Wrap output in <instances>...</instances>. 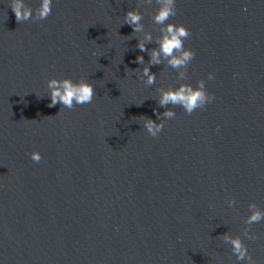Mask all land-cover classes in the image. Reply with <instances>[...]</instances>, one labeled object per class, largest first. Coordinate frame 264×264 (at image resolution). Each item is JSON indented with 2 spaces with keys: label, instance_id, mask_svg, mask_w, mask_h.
Masks as SVG:
<instances>
[{
  "label": "water",
  "instance_id": "95a60500",
  "mask_svg": "<svg viewBox=\"0 0 264 264\" xmlns=\"http://www.w3.org/2000/svg\"><path fill=\"white\" fill-rule=\"evenodd\" d=\"M9 3L0 0V264H248L224 233L264 264V221L251 226L255 240L243 236L249 204L264 210V0H176L168 22L191 30L196 56L186 80L151 66V86L130 71L150 59L124 24L138 0H53L46 20L23 23ZM25 3L35 14L41 0ZM158 7L140 8L149 50ZM66 77L94 85L91 104L48 107V80ZM201 79L215 99L191 115L169 105L175 117L149 135L140 117L159 122L154 110H166L157 89Z\"/></svg>",
  "mask_w": 264,
  "mask_h": 264
},
{
  "label": "clouds",
  "instance_id": "9594fccd",
  "mask_svg": "<svg viewBox=\"0 0 264 264\" xmlns=\"http://www.w3.org/2000/svg\"><path fill=\"white\" fill-rule=\"evenodd\" d=\"M155 2L159 7L153 14L152 20L155 25L159 26L161 34L155 38L157 47L150 50L147 48L149 43H153L154 37L152 32L145 31V25L142 22L143 13L140 11V8L145 5L151 6L153 0H138L137 8L129 10L124 16V24L132 27V33L142 34L138 39L137 47L141 52H148L150 56L148 64L142 70L140 68L130 69L133 73H141V79L146 78L144 79L145 86H151L156 82V73L151 71V66L165 63L177 70L179 80H186L188 66L196 56L191 48L185 47V41L192 35L191 30L184 24L168 22L171 17L177 14L176 0H155ZM52 3L53 0H41L40 6L35 9V14L33 8L29 7L25 0H10L9 7L14 12L16 21L23 23L28 20H46L52 14ZM134 62L144 65V56H137ZM208 79H213L212 73H209ZM47 87L51 97L48 107L60 104L63 108L74 109L77 105L91 104L96 95L94 85L84 78L78 82L73 81L70 77L52 78L48 80ZM157 91L160 94L158 104L166 109L163 113L154 110L159 122L146 116L140 117L143 120L144 129L154 138L158 137L164 128L165 121L161 117L171 119L176 115L174 109L168 107L169 105L182 107L186 114L191 115L197 109H204L215 99V95L207 91L204 79L199 80L196 87L190 83H181L179 87H161ZM31 159L33 162L39 163L43 157L39 151H33ZM228 204L230 207H234L235 199H230ZM249 210L250 215L244 221L248 227L243 229V236L249 240H255L257 237L251 231V226L264 221V210L255 202L249 204ZM222 239L231 245L232 253L237 260H246L248 264H255L241 236L224 233Z\"/></svg>",
  "mask_w": 264,
  "mask_h": 264
}]
</instances>
